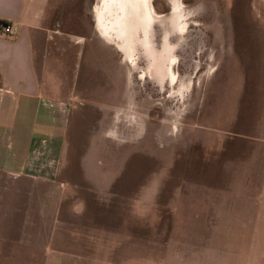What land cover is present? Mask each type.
Segmentation results:
<instances>
[{
  "label": "rangeland",
  "instance_id": "374dc122",
  "mask_svg": "<svg viewBox=\"0 0 264 264\" xmlns=\"http://www.w3.org/2000/svg\"><path fill=\"white\" fill-rule=\"evenodd\" d=\"M178 2L184 31L172 53L175 79L160 89L144 75V60L137 58L131 66L100 37L95 21L100 0L47 4L43 77L51 88L47 95L65 99L70 117L57 177L51 182L16 179L17 191L6 196L7 202L32 204V242L26 244L29 248L16 244L15 264H43L35 230L39 208L43 205L44 231L55 219L56 203L77 198L104 203L124 216L105 214L113 220L111 235L117 234L119 223L127 238L96 244L106 248L96 249L97 260L121 246L128 264H144L136 258L145 264H264V228L239 227L231 217V163L226 156L232 136L216 130L215 114L201 116L203 103L204 110L206 103H214L207 94L258 93L262 79L253 68L259 69L257 61L264 65V4ZM152 4L157 13L168 14V0ZM232 46L240 58L233 63L241 73L239 84L231 75ZM63 82L70 92L59 94L53 86ZM225 136L219 152L225 161L216 162L213 148ZM79 188L99 193L68 191ZM77 244L84 251L93 246Z\"/></svg>",
  "mask_w": 264,
  "mask_h": 264
},
{
  "label": "crops",
  "instance_id": "0c3cea01",
  "mask_svg": "<svg viewBox=\"0 0 264 264\" xmlns=\"http://www.w3.org/2000/svg\"><path fill=\"white\" fill-rule=\"evenodd\" d=\"M49 1L0 0V21L15 28L13 37L0 35V264H15L16 244L29 248L26 244L32 242V204L6 201L8 194L17 191L15 180L51 182L61 169L70 109L65 99L47 95L51 88L43 77V19ZM231 50L234 52L230 65L232 80L239 84L241 73L233 63L240 58L236 48L232 46ZM257 62L259 69L255 66L254 73L262 79L258 93L207 94V99L213 95L214 103L210 106L206 103L205 110L203 103L201 110V116L215 114L216 124L220 125L216 130L232 136L228 143L231 154L226 156V162L231 163V217L236 226L253 229L264 228V65ZM62 67L68 66L62 64ZM53 88L59 94L70 92L64 82L61 87L56 83ZM226 138L213 148L217 152L213 157L216 162L220 158L225 161L219 152ZM30 188H27L29 196ZM68 191L79 194L93 190ZM39 209L40 225L35 230L39 234L43 264H128V259L121 257V246L105 251L103 259L94 257L96 249L103 248H97L96 244L121 243L127 238L119 223L117 234L111 235L113 220L105 218V214L124 217L122 212L114 213L104 203H87L81 198L68 203L62 201L56 203L55 219L43 231V205ZM136 211H139L137 207ZM248 230L251 234V229ZM78 242L93 246L84 251ZM134 260L145 264L144 259Z\"/></svg>",
  "mask_w": 264,
  "mask_h": 264
},
{
  "label": "bare ground",
  "instance_id": "6f19581e",
  "mask_svg": "<svg viewBox=\"0 0 264 264\" xmlns=\"http://www.w3.org/2000/svg\"><path fill=\"white\" fill-rule=\"evenodd\" d=\"M168 2L169 12L166 16L156 14L152 19H140L139 24L133 19L134 28L125 32L121 29L126 27L125 23L122 24L126 20L119 16L121 15L119 12H124L126 6L130 11V6H135L132 0H100L95 11L96 28L100 37L106 43L113 44L131 66L137 58L144 60V75L154 81L159 89L165 81L168 84L174 82L175 74L172 67L175 58L172 53L180 45V37L184 31L180 3L178 0H168ZM128 21L131 22V19ZM154 26L157 27L155 31L147 30L148 27L154 30ZM175 35L179 38L176 39Z\"/></svg>",
  "mask_w": 264,
  "mask_h": 264
},
{
  "label": "flooded vegetation",
  "instance_id": "af4514ba",
  "mask_svg": "<svg viewBox=\"0 0 264 264\" xmlns=\"http://www.w3.org/2000/svg\"><path fill=\"white\" fill-rule=\"evenodd\" d=\"M132 2L135 3V6H133V5L130 6V11H129V8H127V6H126L124 12L123 11H120V12L115 11V12H119V14H121L119 16H121L123 19L126 20L125 22L123 21L122 24L125 23L124 25L126 27L131 25V27H127V28L125 26H124L125 28L122 27V28H124V29H121V31H123V32L132 30L134 28L133 24L135 23V21L133 19H136L138 21L137 24H139L140 19H146V20L152 19V17L154 18L156 16V14H159L154 9V6L152 4V0H136V1L132 0ZM114 14H118V13H114ZM128 19H131V22L128 21ZM156 29H157L156 26H154V30L151 27L147 28V30H149V31H155ZM141 31H142V29H140L139 32H141ZM153 83H154V81H153Z\"/></svg>",
  "mask_w": 264,
  "mask_h": 264
},
{
  "label": "built area",
  "instance_id": "2783aa9c",
  "mask_svg": "<svg viewBox=\"0 0 264 264\" xmlns=\"http://www.w3.org/2000/svg\"><path fill=\"white\" fill-rule=\"evenodd\" d=\"M15 34V28L11 23L3 22L0 24V35H4L6 37H13Z\"/></svg>",
  "mask_w": 264,
  "mask_h": 264
},
{
  "label": "trees",
  "instance_id": "16d2710c",
  "mask_svg": "<svg viewBox=\"0 0 264 264\" xmlns=\"http://www.w3.org/2000/svg\"><path fill=\"white\" fill-rule=\"evenodd\" d=\"M3 22L2 21H0V24H2Z\"/></svg>",
  "mask_w": 264,
  "mask_h": 264
}]
</instances>
